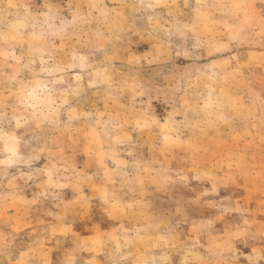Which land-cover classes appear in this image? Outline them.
Returning <instances> with one entry per match:
<instances>
[{"label":"rangeland","instance_id":"374dc122","mask_svg":"<svg viewBox=\"0 0 264 264\" xmlns=\"http://www.w3.org/2000/svg\"><path fill=\"white\" fill-rule=\"evenodd\" d=\"M0 264H264V0H0Z\"/></svg>","mask_w":264,"mask_h":264}]
</instances>
